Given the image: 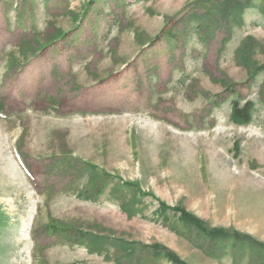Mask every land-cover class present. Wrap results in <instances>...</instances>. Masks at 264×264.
Masks as SVG:
<instances>
[{
  "label": "rangeland",
  "instance_id": "obj_1",
  "mask_svg": "<svg viewBox=\"0 0 264 264\" xmlns=\"http://www.w3.org/2000/svg\"><path fill=\"white\" fill-rule=\"evenodd\" d=\"M152 246L264 264V0H0V264Z\"/></svg>",
  "mask_w": 264,
  "mask_h": 264
},
{
  "label": "trees",
  "instance_id": "obj_2",
  "mask_svg": "<svg viewBox=\"0 0 264 264\" xmlns=\"http://www.w3.org/2000/svg\"><path fill=\"white\" fill-rule=\"evenodd\" d=\"M236 104V103H235ZM249 105H246L242 110L237 108V104L234 106L233 109V116L232 119L238 124H247L251 121L252 115H251V109L249 108ZM161 207L165 209V205L161 204ZM175 213L179 214L180 220L185 224V226L191 228L194 231H196L198 234L203 235L205 238L209 240L208 245H210L213 241H219V239H225L229 236L221 231H209L206 228L203 227L202 223L194 217L192 214L186 212L184 209L181 208H174L173 209ZM237 239V237H235ZM152 251L155 254L160 255L159 250L164 251V248L152 246ZM166 257L170 259L172 262H175L176 264H185L183 261H181L179 258L174 256V254L171 253V251L165 250Z\"/></svg>",
  "mask_w": 264,
  "mask_h": 264
}]
</instances>
